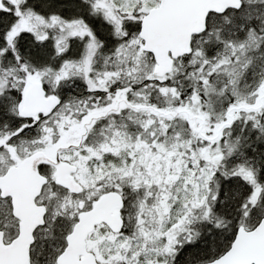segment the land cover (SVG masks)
<instances>
[{
  "label": "snow or ice",
  "instance_id": "snow-or-ice-1",
  "mask_svg": "<svg viewBox=\"0 0 264 264\" xmlns=\"http://www.w3.org/2000/svg\"><path fill=\"white\" fill-rule=\"evenodd\" d=\"M0 264H264V0H0Z\"/></svg>",
  "mask_w": 264,
  "mask_h": 264
}]
</instances>
